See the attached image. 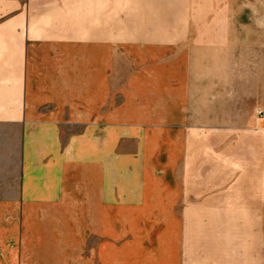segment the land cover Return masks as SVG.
<instances>
[{
	"label": "crops",
	"instance_id": "crops-1",
	"mask_svg": "<svg viewBox=\"0 0 264 264\" xmlns=\"http://www.w3.org/2000/svg\"><path fill=\"white\" fill-rule=\"evenodd\" d=\"M202 17L0 0V264H264V42Z\"/></svg>",
	"mask_w": 264,
	"mask_h": 264
},
{
	"label": "rangeland",
	"instance_id": "rangeland-1",
	"mask_svg": "<svg viewBox=\"0 0 264 264\" xmlns=\"http://www.w3.org/2000/svg\"><path fill=\"white\" fill-rule=\"evenodd\" d=\"M184 5L188 12H198L200 18L203 15L208 26L213 23L216 28L230 32L232 59L240 57L239 45L245 40L250 44L255 38H262L264 42V0H184ZM261 114L264 117V111Z\"/></svg>",
	"mask_w": 264,
	"mask_h": 264
},
{
	"label": "built area",
	"instance_id": "built-area-1",
	"mask_svg": "<svg viewBox=\"0 0 264 264\" xmlns=\"http://www.w3.org/2000/svg\"><path fill=\"white\" fill-rule=\"evenodd\" d=\"M261 113V111H258V114H260Z\"/></svg>",
	"mask_w": 264,
	"mask_h": 264
}]
</instances>
